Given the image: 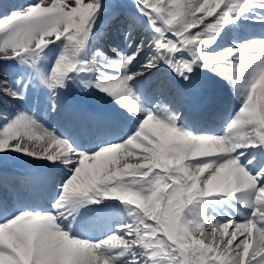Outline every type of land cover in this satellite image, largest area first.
<instances>
[{
    "label": "snow or ice",
    "instance_id": "obj_1",
    "mask_svg": "<svg viewBox=\"0 0 264 264\" xmlns=\"http://www.w3.org/2000/svg\"><path fill=\"white\" fill-rule=\"evenodd\" d=\"M133 4L120 31L131 48L133 32L147 30L149 48L144 41L130 54L112 48L115 60L99 51L86 58L101 0H34L0 13V61L20 68L14 85L0 71V93L22 101L30 87L44 89L56 112L61 90L78 82L105 94L131 121L127 131L81 150L30 111L0 114V154L67 170L51 210H18L0 220V264H264V160L257 167L256 154H245L264 153V38L211 48L238 17L256 13L254 21L264 23V0ZM52 49L58 54L49 60ZM161 67L184 81L201 68L227 82L239 105L223 134L181 127L170 97L185 96L169 80L158 81L154 103L137 90ZM212 198L248 211H236L239 220L208 215ZM101 201H119L127 216L103 238H81L75 214Z\"/></svg>",
    "mask_w": 264,
    "mask_h": 264
},
{
    "label": "bare ground",
    "instance_id": "obj_2",
    "mask_svg": "<svg viewBox=\"0 0 264 264\" xmlns=\"http://www.w3.org/2000/svg\"><path fill=\"white\" fill-rule=\"evenodd\" d=\"M6 3L10 4L9 0H6ZM6 3L4 2V5H7ZM2 9L3 5L0 3V11ZM126 15L128 14L122 13L118 8L117 11L112 12L111 15L107 17L100 27V32L93 35L95 41L90 43V48L86 49L87 59H91L95 54L92 50L97 43L100 47L106 49L100 48L103 54H105L104 52H107V57L109 59L111 56L110 54H113L117 59L116 53L112 51V48H118L121 52H127L130 54L133 50V45L129 48V42L124 39L123 33L120 31V29L124 27L122 21ZM255 15L257 14L248 13V18L238 17L231 24L225 25L221 30L220 36L216 39V48L222 44H231L230 46L234 47L248 39H259L257 34L250 35L255 30H257V33L259 31H264V23L255 22L253 19ZM113 17H115V19H113ZM230 29H232V31H229ZM132 35L133 38L136 36V44H138L139 40L143 41L149 37L151 38L147 30H137L133 32ZM229 38L230 40L228 42L225 41ZM144 49L147 53L148 48H146L145 44ZM96 60L100 61V57H96ZM140 60L143 61V56L140 57ZM42 63L47 64L48 61H42ZM154 70L150 73H146L144 80L139 82L144 83L148 79H150V82L152 83H154V80H169L173 89L180 90L184 94L185 99L183 101H177L175 99V94L173 93L170 100L172 106L176 109L178 124L193 134H195V131L200 128H203V131H206V128L213 130L214 128L210 124L214 120L215 115H219L222 109L223 113L226 111L225 106H229L232 103L233 107L238 108L239 100L233 94L227 82L221 78L218 80L217 77L213 79V72L206 69L194 68L193 74L188 81L181 80L179 77L173 78L172 80L167 76V72L171 74V71L161 67L156 75L157 78H154L153 80L152 75ZM88 75L90 74H81L83 77H87ZM7 78L8 75L6 74L4 79L8 80ZM158 81L153 84L154 86L151 85L154 88L152 87L151 89L150 87L148 91H145L143 94L145 98L154 92ZM72 84L80 87L78 82L69 83L66 89L61 90L59 100L60 107L56 112L49 111L47 94L45 90L38 88H29L26 98L22 101L13 100L6 95L7 102L9 103L8 106L10 107L9 109L16 110L17 108L25 109L26 107H29V111L40 119L46 127L55 130L58 135H61L64 138H70L72 142L74 139L76 140V138L82 137L84 140L85 138H88L89 141H91L89 143H93L94 135L99 136L102 139L108 138L109 136H114L115 133L118 132L117 127L119 124L122 125L123 122L125 124H131L130 118L127 114L123 113V110L119 109L105 94L100 97L95 95L89 96L86 93L88 92L87 89H81L83 92L81 90L78 91L73 88ZM139 86L141 87V85ZM154 102L155 101L153 100V103ZM69 108L73 110L70 111ZM0 113L8 116L9 114H12V111L5 109L3 112L0 109ZM190 121L194 124H199L201 127L189 126L188 122ZM126 130H128V128ZM89 143L86 144V147ZM66 171L65 167L61 164L53 166L46 160H35L19 153L0 154V204L3 202V199L1 198L2 196L9 195V197H12V193L18 195L17 198L14 197L9 200V202L12 201L13 204L10 203L8 210L9 212H12L16 209L19 202H25L23 201V196L26 193L29 195L26 196V198L34 193L37 195V198H30L34 200L32 206H37V210H40V202L46 201L50 194V190L54 191L55 196L59 194V186L65 178L64 174ZM6 173H8V175L3 176ZM54 176H56L55 178H58V180L50 183L49 179H53ZM57 182L58 188L56 186ZM218 199L226 198H212L209 202ZM239 206L247 212V209L241 205ZM121 207L123 209V206ZM113 208L114 205H112L111 201H101L100 205H85L75 214L76 218L72 221V228L75 229L77 233L82 234L92 233L95 230L103 231L108 227L110 220L119 218L120 216L118 214H121V216L124 215L123 213H118L119 211L117 212L118 214H116L115 210L114 213H111ZM37 210L23 209V211ZM209 211L210 210H208V212ZM205 212H207L206 208ZM211 215L218 218H222V216L226 217L220 213L214 214L211 212ZM236 218L240 219V217ZM69 219L71 220V217Z\"/></svg>",
    "mask_w": 264,
    "mask_h": 264
},
{
    "label": "rangeland",
    "instance_id": "obj_3",
    "mask_svg": "<svg viewBox=\"0 0 264 264\" xmlns=\"http://www.w3.org/2000/svg\"><path fill=\"white\" fill-rule=\"evenodd\" d=\"M4 2L6 3V0H0V3H2V5H3V9L0 11V13H6L8 10H11V9H15V8H19V7H21V6H24V5H26V4H28V3H32V2H34V0H9V2H10V4H7V5H4ZM101 2H102V4H103V6H104V12H103V14L102 15H100L99 17H98V19H97V21H96V23H95V25H94V29H93V32L95 33L96 31H97V29H99V27H100V24L102 23V21H104V18L106 17V16H108V14H110V13H112V12H114V11H117L118 10V8L120 9V11H122V13H125V14H128V15H131L132 13H133V11H134V8H135V6H134V4H133V0H101ZM148 32V31H147ZM135 37L136 36H134V38H133V41H132V44H133V42L135 41ZM94 40H95V38L94 37H92ZM92 38H90V43H93L92 42ZM150 37L149 38H147L146 40H143L145 43V46H146V48H149V45H148V41H150ZM141 40H139L138 41V43L140 42ZM91 45V44H90ZM89 45V46H90ZM99 44L97 43V44H95V46L93 47V50H92V52L94 53H96V52H101V49L100 48H97V47H99L98 46ZM135 46V45H134ZM214 46H216V44L214 45V44H212L211 45V48L213 49V50H216V51H219V50H221L222 48H227V45H224V44H222V45H219L217 48L218 49H216V48H214ZM228 47H232V46H228ZM88 48H90V47H88ZM87 48V49H88ZM108 50V49H107ZM207 50V49H206ZM47 51V50H46ZM54 52V53H53ZM52 53H53V57H54V55H56L55 53H57L58 54V50H56V49H52V51L51 52H49L48 53V56H49V58H51V56H52ZM105 54L104 55H106V57H107V52H104ZM111 56H110V60H115L116 58H115V56L113 55L112 56V54H110ZM52 57V58H53ZM0 71H3L4 73H6L8 76H9V82H11L10 84H13L14 85V83H15V80L17 79V77H18V75L20 74V68H19V65L15 62V61H12V60H9V61H0ZM158 74V70H154L153 71V80H154V78H157L156 77V75ZM167 76H169V75H171V74H169V72H167ZM173 76H171V79L173 80V78H176V76L174 75V74H172ZM11 76V77H10ZM218 78V80H219V78L220 77H218L217 75L215 76V74H214V78L213 79H215V78ZM85 78H87V77H85ZM215 82V81H214ZM73 85V88L75 89L76 88V85H74V84H72ZM82 86V85H81ZM31 88V87H30ZM31 89H33V88H31ZM87 91L88 92H86L87 93V95H89V96H92V95H95V96H98V97H100V96H102L103 95V93H101V92H99L97 89H95V88H88L87 89ZM2 93H0V109L1 110H11L14 114L16 113V112H18V111H21V110H23V109H21V108H17V110H15V109H9L10 107L8 106V102H7V96L6 95H1ZM26 110V109H25ZM1 114V113H0ZM14 114H12V115H14ZM10 115V116H9ZM8 115V117H11L12 115L11 114H9ZM5 116V115H4ZM249 153H246V155H250V154H256V156H257V160H254L253 161V164H256L257 165V167H259V163L257 162L258 161V159L260 158V160L262 161V160H264V153H261V152H257V150L256 149H254V150H249L248 151ZM2 155V154H1ZM111 202H113L114 204H117V205H120V202L119 201H111ZM218 203V202H217ZM217 203H215L214 201H211V202H209L208 204H207V207H206V209H207V212H208V210H210L207 214L208 215H211V212L212 213H214V214H216V213H218V212H220V214H222V215H231V216H233V217H235L236 216V211H238L239 209H238V207L233 203V207H229V201H226V200H223L222 201V207H224L225 206V208H227V210H224V209H220V206L217 204ZM235 209V210H234ZM240 212V211H239ZM223 218V217H222ZM123 220L122 219H120L117 223H120V222H122ZM114 226H116V224L114 225Z\"/></svg>",
    "mask_w": 264,
    "mask_h": 264
}]
</instances>
